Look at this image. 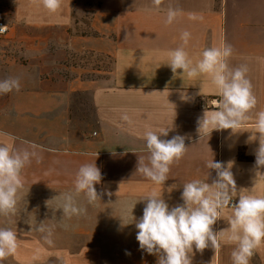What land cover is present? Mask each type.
<instances>
[{
  "label": "crops",
  "instance_id": "0c3cea01",
  "mask_svg": "<svg viewBox=\"0 0 264 264\" xmlns=\"http://www.w3.org/2000/svg\"><path fill=\"white\" fill-rule=\"evenodd\" d=\"M169 7L177 16L166 24ZM0 18L10 24L0 37V79L20 81L19 91L0 94V142L40 157L22 170L15 213L0 216V227L13 228L19 240L2 264H157V256L139 248L132 222L143 214L146 201L138 200L161 189L135 172L138 157L149 154L141 139L148 127L173 123L166 138L186 136L187 151L170 166L162 190L170 207L182 203L185 183L207 181L209 172V183L215 179V170L206 167L212 158L232 162L238 190L264 195V168H255L256 114L264 111V0H162L159 8L152 0H62L55 13L39 0H0ZM183 31L191 34L184 47L193 63L206 48L228 44L229 68L247 66L257 104L236 132L197 131L220 96L207 74L189 78L165 64L182 45ZM87 53L110 57L108 77L84 76L90 68L72 59ZM125 113L131 123L121 120ZM94 161L103 176L97 192L113 195L88 204L81 194L77 200L86 213L63 216L56 209L59 193L73 190L79 167ZM173 184L177 188L169 192ZM231 211L226 206L213 225L215 232L223 230L219 249L194 248L192 264H232ZM40 225L53 229L52 245L37 231ZM249 264H264V243Z\"/></svg>",
  "mask_w": 264,
  "mask_h": 264
},
{
  "label": "clouds",
  "instance_id": "9594fccd",
  "mask_svg": "<svg viewBox=\"0 0 264 264\" xmlns=\"http://www.w3.org/2000/svg\"><path fill=\"white\" fill-rule=\"evenodd\" d=\"M39 2L51 13L57 12L62 4V0ZM152 4L159 8L162 0H152ZM176 16L177 10L169 7L165 23H173ZM190 36L188 31L181 33L182 45L168 53V62L165 64L174 74L182 69V73H186L189 78L207 74L218 90L220 99L213 101L216 110L211 113L205 110L203 117L198 120L197 131L200 136L210 135L213 130L231 129L236 132L257 104L251 82L246 77L247 66L229 68L227 58L233 49L228 44L206 48L201 58L193 63L184 47ZM19 89L18 78L0 79V94ZM181 97L188 99L184 93ZM256 117V132L260 134L259 147L255 153V168L258 172L264 168V111L258 112ZM121 120L131 123L126 113L121 116ZM172 130L173 123L166 127H148L141 136L149 154L147 162L145 157H138L135 172L161 186V189H153L138 200L146 201L142 216L138 220L133 217L132 220L135 221L139 248L157 256V264H192L194 248L201 253L209 246L215 251L219 249L223 230L215 232L213 225L223 218L222 211L231 204V217L228 220L231 234L228 242L235 245L231 253L232 264H249L254 251L264 243V195L238 190L231 171L232 162L229 161L225 166L212 158L206 162V167L215 170V179L209 183V172L207 181L194 179L185 183L180 197L182 203L170 207L162 191L164 182L169 178L170 166L179 162L187 151L185 135L176 134L170 139L166 138ZM34 157L39 162L40 157L35 151L17 149L12 142H0V216L9 217L15 213L19 194L24 188L22 170ZM102 179L101 169L95 161L82 164L75 174L74 189L59 193L60 203L56 209H62V215L69 218L85 214L86 208L77 200L81 194L88 204L101 201L103 195H113L107 189L97 192L95 185L100 184ZM174 188H177L175 184L168 191ZM234 196L237 199L233 202ZM138 201L131 208V213ZM127 224L122 222V226ZM37 231L43 234L42 238L48 245L54 243L51 227L40 225ZM18 247L17 232L11 227H0V264L14 255ZM126 254L130 255L127 251Z\"/></svg>",
  "mask_w": 264,
  "mask_h": 264
},
{
  "label": "rangeland",
  "instance_id": "374dc122",
  "mask_svg": "<svg viewBox=\"0 0 264 264\" xmlns=\"http://www.w3.org/2000/svg\"><path fill=\"white\" fill-rule=\"evenodd\" d=\"M72 61L73 62L79 61L81 64H85L87 67L90 68V70L84 72V76H86V78L96 77V76L108 77L112 65V61L110 57L96 53L95 54L87 53L85 55H81V57L76 56V58H73ZM62 73L64 75L70 76V73H66V72H62Z\"/></svg>",
  "mask_w": 264,
  "mask_h": 264
},
{
  "label": "built area",
  "instance_id": "2783aa9c",
  "mask_svg": "<svg viewBox=\"0 0 264 264\" xmlns=\"http://www.w3.org/2000/svg\"><path fill=\"white\" fill-rule=\"evenodd\" d=\"M0 27H3V30H0V37L2 36H5L9 33L10 31V24L7 23L5 20L1 19L0 18ZM236 199L233 198V202L235 201ZM228 206L231 207V204H229Z\"/></svg>",
  "mask_w": 264,
  "mask_h": 264
}]
</instances>
